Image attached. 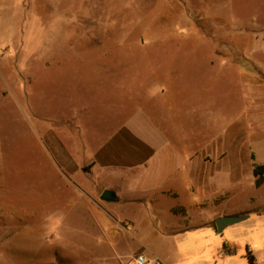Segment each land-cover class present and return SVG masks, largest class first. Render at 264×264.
Masks as SVG:
<instances>
[{
    "label": "rangeland",
    "instance_id": "rangeland-1",
    "mask_svg": "<svg viewBox=\"0 0 264 264\" xmlns=\"http://www.w3.org/2000/svg\"><path fill=\"white\" fill-rule=\"evenodd\" d=\"M241 70L264 98V0H0V194L29 205L30 227L74 192L61 190L60 170L89 172L80 181L94 182L95 206L106 186L141 199L109 210L110 225L129 232L114 224L120 234L101 236L102 256L83 248L56 264H134L138 253L162 264H264V181L253 176L215 175L229 190L206 214L248 215L221 232L166 234L150 214L161 188L183 190L189 157L213 154L234 123L251 134L249 156L264 159V122L246 120L262 103ZM140 143L154 150L146 167L105 166V149L135 160ZM190 210L191 225L206 215ZM72 217L74 228L96 230ZM45 227L40 255L54 261L58 241Z\"/></svg>",
    "mask_w": 264,
    "mask_h": 264
},
{
    "label": "crops",
    "instance_id": "crops-1",
    "mask_svg": "<svg viewBox=\"0 0 264 264\" xmlns=\"http://www.w3.org/2000/svg\"><path fill=\"white\" fill-rule=\"evenodd\" d=\"M241 72L247 78V82L251 83L249 85L250 95L254 98L255 107L260 104V101L262 103V107L259 106V109L256 107V110L250 109L248 111V118L246 120L250 122L249 129H251L264 122V98H260L261 86L256 77L252 74H246L244 70H241ZM245 127L247 126L242 123H234L228 126L212 141L211 145L215 148L213 154L209 151L202 153L195 152L189 157V160H192L190 165L193 169L191 168L186 171L182 190L188 200L181 199L182 191L178 188L160 189L159 195L151 200L152 204L150 205V214L159 224L157 227V224L154 225L156 230L159 229L166 234L168 232L185 231L198 227H208L210 231L216 230L212 222H214L216 216L224 213L211 209V213L207 215L205 207L209 205L213 206L215 197L219 193L227 189L229 190L228 187L222 189L216 188V179H225L231 181V183L239 181L246 176H253L254 163H264V159L258 157L257 154L253 155L255 156L254 158L251 155L249 156L247 151L250 145L251 134L243 133L241 135L242 129H245ZM254 134L253 137H257L256 132ZM139 146L143 157L134 160L129 155L127 157L121 156L120 162L111 154V149H105V166L111 168L115 164H117L116 166L120 164L124 166V169L146 167L149 157H151L154 150L149 145H143V143H140ZM209 168L213 169V171L208 172ZM86 174H89V172H77L76 170L58 171L61 190L68 188V190L74 192L69 194L65 207L62 209L57 207L56 214L50 212L47 216L34 219L33 227L28 226L29 218L32 216L29 205L21 200H14L8 194H0V264H56L57 260H63L69 255H76V250L83 248L90 255L100 257L106 252L104 246L106 245V239L101 238V236L109 232L113 236L120 234V230L114 224H117L120 229L129 232L120 225L119 221H112L111 224L113 225L111 226L108 212L111 209L118 210L120 206H126L133 201L141 199L128 198L120 187L118 191L112 186H106L107 188L105 189L114 190L118 199L115 201H105L103 205H96L102 211L98 215L96 214L98 209L93 199L94 182L80 181L83 175ZM216 174L220 179H215ZM253 178L255 177L253 176ZM121 197H124V199L121 200ZM169 198H174V200L171 201ZM111 202H116L117 204H112ZM207 202H211V204L206 205ZM191 208H196L199 212L203 210V214H206L195 225L189 224ZM72 213H75V216H78L77 218H81L86 222L88 221L87 223L90 227H94L96 230L87 231L86 229L78 230V228H74ZM104 213L106 216H104ZM168 216H174L175 221L170 222ZM45 226L53 227L55 240L58 241V247L55 248L54 261L40 255V240L47 238L43 234L46 229ZM130 233L131 236L135 235L133 232ZM164 233H161L159 238L163 239ZM77 235L81 236L76 237ZM61 247L64 248L63 253L61 252ZM102 249L104 252H102ZM63 264L73 263L63 262Z\"/></svg>",
    "mask_w": 264,
    "mask_h": 264
},
{
    "label": "water",
    "instance_id": "water-1",
    "mask_svg": "<svg viewBox=\"0 0 264 264\" xmlns=\"http://www.w3.org/2000/svg\"><path fill=\"white\" fill-rule=\"evenodd\" d=\"M100 199L104 201H115L118 199V197L115 194L114 190L105 189V190H102L100 194ZM247 216H248L247 214L231 215V216L220 215L214 219L215 229L217 232H221L226 225L228 226L230 224L236 223L246 218Z\"/></svg>",
    "mask_w": 264,
    "mask_h": 264
},
{
    "label": "trees",
    "instance_id": "trees-1",
    "mask_svg": "<svg viewBox=\"0 0 264 264\" xmlns=\"http://www.w3.org/2000/svg\"><path fill=\"white\" fill-rule=\"evenodd\" d=\"M252 158H254L253 155H252ZM252 174L255 177V184L257 186L261 185L264 181V163H262V164L254 163ZM213 226L215 227V225H213ZM250 258H251V259H249L250 264H254L253 263L254 258L252 256Z\"/></svg>",
    "mask_w": 264,
    "mask_h": 264
},
{
    "label": "built area",
    "instance_id": "built-area-1",
    "mask_svg": "<svg viewBox=\"0 0 264 264\" xmlns=\"http://www.w3.org/2000/svg\"><path fill=\"white\" fill-rule=\"evenodd\" d=\"M134 264H162L158 257H148L145 254L138 253L134 256Z\"/></svg>",
    "mask_w": 264,
    "mask_h": 264
}]
</instances>
